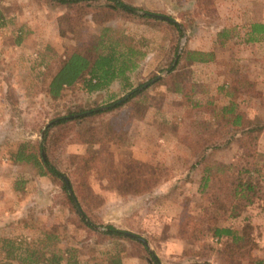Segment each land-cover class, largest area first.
I'll return each mask as SVG.
<instances>
[{"label": "rangeland", "instance_id": "obj_1", "mask_svg": "<svg viewBox=\"0 0 264 264\" xmlns=\"http://www.w3.org/2000/svg\"><path fill=\"white\" fill-rule=\"evenodd\" d=\"M122 1L152 12L153 18L112 12L106 23L83 21L77 28L75 6L0 0L6 19L0 27V237L31 241L58 226L59 241L46 248L70 247L79 260L98 264H110L108 256L116 253L122 264H149L138 243L99 232L102 224H112L145 239L160 264L190 258L211 264H252L249 259L227 257L222 243L203 224L209 214L219 225L229 219L210 204L218 194L217 182L210 180L203 191L199 183L204 167L213 163H264V128L249 143L239 131L230 138L233 129L222 125L219 117L232 93L235 110L264 127V39L250 41L247 33L251 23L264 21V0ZM231 14L233 22L228 25ZM171 23H177L180 31ZM105 25L113 37L133 39L144 53L129 73L133 86L153 75L151 82L161 80L149 87L145 100L138 96L111 112L68 122L51 130L46 139L44 157L73 186L78 208L96 225L91 229L68 202L62 179L40 175L35 164L16 161L13 155L22 142L35 151L43 130L58 115L79 106L105 107L127 93L119 81L90 93L77 83L56 99L47 92L64 57L93 44ZM174 45L178 55L191 49L212 51L214 57L209 62L181 61L169 77L166 66ZM176 84L180 92L174 91ZM214 144L220 147L201 159V145ZM83 155H88L87 164ZM150 173L156 174L153 184L141 187L135 182ZM243 215L253 223L249 252L264 257V212L256 203Z\"/></svg>", "mask_w": 264, "mask_h": 264}, {"label": "trees", "instance_id": "obj_2", "mask_svg": "<svg viewBox=\"0 0 264 264\" xmlns=\"http://www.w3.org/2000/svg\"><path fill=\"white\" fill-rule=\"evenodd\" d=\"M46 1V0H45ZM54 2L56 5L65 8L77 7L78 15L75 16L74 25L78 28L83 26V21H92L96 24H103L109 20V15L112 12L121 16H127L138 19L153 18L152 12L142 8L129 5L122 0H47ZM198 1V0H197ZM65 14V17L73 19L72 15ZM89 16V17H88ZM157 19V18H156ZM6 24L5 14L0 12V27ZM172 24V23H171ZM173 26L180 31L179 25L173 23ZM109 26L102 27L98 39L87 48H75L69 52L60 65L57 67L54 74L51 76L47 85V92L49 97L56 99L61 96L62 91L67 87L80 83L82 90L90 93L106 89L111 83L115 81L123 82V87L128 89L127 93L103 107L101 105L93 107H77L75 110H68L63 115H58L56 121L47 125L42 132V139L33 151V145L27 142H22L15 151L13 158L16 161H30L35 164L39 170L40 175H50L58 179H62V187L64 189L66 198L72 207L76 208L80 220L85 226L91 229H97L96 225L90 221L86 213L80 211L78 208V196L71 185L63 182V173L52 163L47 157H44L45 143L51 130L58 126H62L68 122H81L87 117H96L105 112H111L121 106L127 104L132 100H138L141 96V101L146 99L149 95V87L160 81L151 82L150 80L156 75H153L148 81L140 82L133 86L130 82V72L138 65V58L144 53L134 45L132 40L125 41L122 37H113ZM248 40L256 41L264 39V23H251L248 30ZM16 42H20V36L16 38ZM214 57L212 51H195L186 49L177 54V45L173 47V55L170 59V64L166 66L167 76H174L176 73V66L182 62H209ZM148 82V83H147ZM174 91L180 92L178 84L174 85ZM185 99H189L187 93L182 94ZM233 96V97H232ZM229 104L221 108L222 125H230L232 134L230 138H234V134L238 131L247 136L249 143L257 140L259 134L263 130V126L256 123L253 119L248 118L237 112L236 104L234 103V95L231 93ZM140 105V100L137 106ZM194 106H198L196 102ZM77 117H73V116ZM229 140L225 141L226 143ZM219 144L211 146L201 145L199 156L204 159L205 154H210L219 148ZM210 150H212L210 152ZM210 152V153H209ZM197 154V155H198ZM46 155V154H45ZM91 156L90 159H93ZM81 158L84 163L89 161L88 155H83ZM264 162V160H262ZM84 165V164H83ZM194 167L197 164H193ZM192 166V168H194ZM85 167V165H84ZM199 187L204 190L210 180L217 182L216 196L210 200L211 207L229 219L227 224L219 225L213 217L209 214L205 217L203 224L207 230L217 237L219 242L223 245L224 254L232 257H239L240 259H249L252 264H264V257L253 254L252 250L254 244L251 239L253 234V223L246 215H243L245 209L249 205L258 204L259 209L264 212V163L259 161L252 165H242L237 163H213V166L204 167ZM156 174L150 173L144 180L137 182L139 186L146 187L147 184L155 182ZM80 206V205H79ZM205 207L201 206L200 211H204ZM210 212H206L208 214ZM214 213V212H212ZM214 215H217L214 213ZM204 219H202L203 221ZM186 224V221L184 225ZM100 227V226H99ZM102 230L99 231L106 237L113 239L130 240L138 243L146 257L149 264H160L154 253L149 250L141 240L130 232L117 228L112 224H102ZM197 229V228H196ZM193 229V230H196ZM192 230V229H191ZM58 226L46 229L43 231V236L39 235L35 240L25 241L17 238L0 237V264H98L97 262L81 261L75 255L74 249L66 247L63 250H55L46 248L54 241H59ZM199 232V231H198ZM134 234V233H133ZM138 236V235H137ZM117 241V240H116ZM69 253V254H68ZM187 258V257H185ZM110 264H122V258L116 254H110L107 259ZM175 264H211L207 261L198 259H186Z\"/></svg>", "mask_w": 264, "mask_h": 264}, {"label": "water", "instance_id": "obj_3", "mask_svg": "<svg viewBox=\"0 0 264 264\" xmlns=\"http://www.w3.org/2000/svg\"><path fill=\"white\" fill-rule=\"evenodd\" d=\"M158 16H159L160 18H163V19L167 20V21L175 22V20H173V19H171V18H169V17H167V16H165V15H158ZM63 180H64V182H65L67 185H69V182H68V180H67L65 177H63ZM130 234L135 235V234H133V233H130ZM136 237H137L139 240H141L145 245H147V242H146L145 239H143L142 237H139V236H137V235H136Z\"/></svg>", "mask_w": 264, "mask_h": 264}, {"label": "crops", "instance_id": "obj_4", "mask_svg": "<svg viewBox=\"0 0 264 264\" xmlns=\"http://www.w3.org/2000/svg\"><path fill=\"white\" fill-rule=\"evenodd\" d=\"M139 1V0H138ZM233 16V14H231V16H229L228 18H226V22H227V24L229 25V22H233V19H231V18H233L232 17ZM257 23H259V22H257ZM260 23H264V21H262V22H260ZM226 25V24H225Z\"/></svg>", "mask_w": 264, "mask_h": 264}, {"label": "built area", "instance_id": "obj_5", "mask_svg": "<svg viewBox=\"0 0 264 264\" xmlns=\"http://www.w3.org/2000/svg\"><path fill=\"white\" fill-rule=\"evenodd\" d=\"M215 241L219 242V240L217 239V237H214Z\"/></svg>", "mask_w": 264, "mask_h": 264}]
</instances>
